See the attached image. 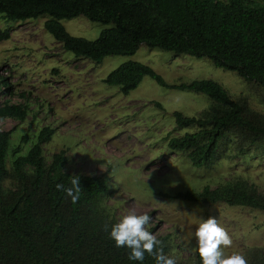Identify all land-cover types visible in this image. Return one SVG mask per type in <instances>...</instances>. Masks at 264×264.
<instances>
[{"label":"trees","instance_id":"obj_1","mask_svg":"<svg viewBox=\"0 0 264 264\" xmlns=\"http://www.w3.org/2000/svg\"><path fill=\"white\" fill-rule=\"evenodd\" d=\"M46 16L43 29L64 51L75 58L98 64L108 56H131L140 45L174 56L207 59L217 69L234 73L245 83L263 90L264 103V0L253 5L248 0H0V17L5 21H26ZM84 17L91 23L111 25L94 40L69 35L59 23ZM7 30L0 41L7 40ZM168 90L204 95L208 106L198 115L187 117L173 112L176 127L195 131L168 139L167 148L182 152L197 169L210 168L228 137L234 148L248 147L264 155V116L249 108L243 97H231L218 83L208 79L166 83L151 68L128 61L110 71L102 80L117 86L126 96L143 78ZM4 95L10 94L7 80L0 77ZM160 109V105L154 103ZM26 108L4 101L0 119L24 121ZM53 129L36 133L26 153L20 146L9 149L11 131H0V264H141L128 259L127 248H116L104 230L116 221L102 208L107 193L105 176L67 174L63 152L45 162L42 146ZM23 135L21 143H27ZM10 155V169L6 158ZM80 177L82 194L73 204L56 184L71 185ZM12 182L5 189L3 183ZM171 198L200 205L225 204L264 212V193L245 181L199 192H178ZM166 254L167 237H157ZM248 264H264V252L250 248ZM142 264H156L145 254ZM192 264H201L194 255Z\"/></svg>","mask_w":264,"mask_h":264},{"label":"rangeland","instance_id":"obj_2","mask_svg":"<svg viewBox=\"0 0 264 264\" xmlns=\"http://www.w3.org/2000/svg\"><path fill=\"white\" fill-rule=\"evenodd\" d=\"M248 1L260 4V0ZM46 19L13 22L0 17V32L9 33L7 40L0 41V77L10 88L9 95H0V105L6 101L26 108L22 122L0 119V131H11L9 149L20 146L23 155L39 129H53L50 141L42 146L45 162L63 152L67 174L105 176L107 193L101 206L106 214L115 221L129 212L148 214L152 219L146 227L157 237L168 238L170 249L165 255L175 257L177 264H192L194 254L186 242L201 220L209 217L217 218L233 241L224 250L226 255L245 256L250 248L264 252L263 211L171 198L178 192H199L236 181L264 193V155L253 147L239 152L235 139L228 137L212 167L194 168L184 153L169 150L167 141L195 131L176 127L172 113L198 115L209 104L204 95L164 89L145 77L123 96L117 86L102 80L120 64L133 61L148 66L169 84L214 81L264 116L263 90L214 68L207 59L174 56L143 45L131 56H108L98 64L75 58L44 31ZM59 23L72 37L89 41L111 26L84 17ZM23 135L27 143L20 142ZM6 167L10 169V155ZM12 185L10 180L3 183L5 189Z\"/></svg>","mask_w":264,"mask_h":264},{"label":"clouds","instance_id":"obj_3","mask_svg":"<svg viewBox=\"0 0 264 264\" xmlns=\"http://www.w3.org/2000/svg\"><path fill=\"white\" fill-rule=\"evenodd\" d=\"M79 181L80 177L74 175L69 187L61 183L55 187L75 204L83 192ZM151 219L148 214L129 212L110 226L105 224L104 230L108 232L109 239L114 241L116 248L129 250L128 259L131 261L142 264L147 254L155 259L156 264H177L175 257L164 254L162 241L146 227ZM232 243L227 230L220 225L218 219L209 217L201 220L186 246H190V251L198 255L201 264H248L246 256L239 252L225 254L224 250L230 248Z\"/></svg>","mask_w":264,"mask_h":264}]
</instances>
